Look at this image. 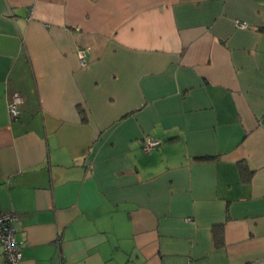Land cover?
Masks as SVG:
<instances>
[{
  "label": "crops",
  "instance_id": "crops-1",
  "mask_svg": "<svg viewBox=\"0 0 264 264\" xmlns=\"http://www.w3.org/2000/svg\"><path fill=\"white\" fill-rule=\"evenodd\" d=\"M3 212L19 264H264V0H0Z\"/></svg>",
  "mask_w": 264,
  "mask_h": 264
},
{
  "label": "built area",
  "instance_id": "built-area-1",
  "mask_svg": "<svg viewBox=\"0 0 264 264\" xmlns=\"http://www.w3.org/2000/svg\"><path fill=\"white\" fill-rule=\"evenodd\" d=\"M239 28H246L243 22H236ZM79 62L82 66L86 64V49H79L77 52ZM21 97L15 93L8 102V115L10 120H16L20 115L19 105ZM160 145L158 140L147 139L143 144V150L149 151ZM16 217L10 212L0 213V243L3 253V264H19L22 260L21 242L17 241L14 232V221Z\"/></svg>",
  "mask_w": 264,
  "mask_h": 264
},
{
  "label": "trees",
  "instance_id": "trees-1",
  "mask_svg": "<svg viewBox=\"0 0 264 264\" xmlns=\"http://www.w3.org/2000/svg\"><path fill=\"white\" fill-rule=\"evenodd\" d=\"M159 141V140H158ZM160 142V141H159ZM160 146V145H159ZM215 236H214V245L216 246V247H219V246H221V244H222V237H221V234L219 233V232H217V231H215Z\"/></svg>",
  "mask_w": 264,
  "mask_h": 264
}]
</instances>
